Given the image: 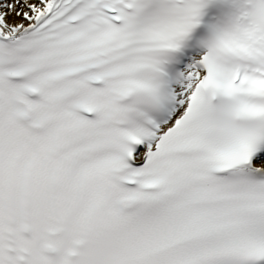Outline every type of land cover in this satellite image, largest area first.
<instances>
[{"label": "snow or ice", "instance_id": "snow-or-ice-1", "mask_svg": "<svg viewBox=\"0 0 264 264\" xmlns=\"http://www.w3.org/2000/svg\"><path fill=\"white\" fill-rule=\"evenodd\" d=\"M0 264H264V0H0Z\"/></svg>", "mask_w": 264, "mask_h": 264}]
</instances>
